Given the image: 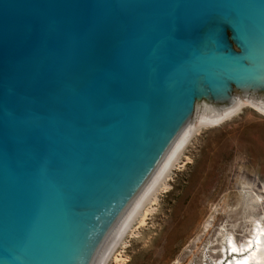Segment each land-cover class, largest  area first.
Wrapping results in <instances>:
<instances>
[{
	"label": "water",
	"instance_id": "95a60500",
	"mask_svg": "<svg viewBox=\"0 0 264 264\" xmlns=\"http://www.w3.org/2000/svg\"><path fill=\"white\" fill-rule=\"evenodd\" d=\"M242 100L264 109V0H0V264H106Z\"/></svg>",
	"mask_w": 264,
	"mask_h": 264
},
{
	"label": "rangeland",
	"instance_id": "374dc122",
	"mask_svg": "<svg viewBox=\"0 0 264 264\" xmlns=\"http://www.w3.org/2000/svg\"><path fill=\"white\" fill-rule=\"evenodd\" d=\"M164 186L146 223L136 221L117 249L124 264H216L223 234L245 243L254 221L264 223V110L249 103L203 126Z\"/></svg>",
	"mask_w": 264,
	"mask_h": 264
},
{
	"label": "bare ground",
	"instance_id": "6f19581e",
	"mask_svg": "<svg viewBox=\"0 0 264 264\" xmlns=\"http://www.w3.org/2000/svg\"><path fill=\"white\" fill-rule=\"evenodd\" d=\"M249 103L248 101L242 100L241 104L230 114L216 120L213 122H206L199 120V122L195 123L194 127L186 137L185 141L178 149L172 160L169 162L163 173L160 175L152 189L149 191L132 221L128 225L106 264L109 263L110 259L114 257L117 261V264H124L125 258L120 254H117L116 251L120 246H126L127 238L130 236L132 229H134V225L136 221L139 222L138 226L144 225L149 215L151 214L152 208L146 209L147 205L150 203H154L157 200L158 192L160 191L162 185L165 184L164 189L166 188L167 181L171 180L172 171L175 169L176 164L180 160L183 155V151L185 147L189 144L192 137L198 134L199 130L204 126H212L217 125L224 120L238 114L242 111L244 107H246ZM254 104V103H251ZM255 105V104H254ZM256 107L264 110L263 108L256 105ZM198 121V120H197ZM153 212V211H152ZM133 227V228H132ZM248 238V237H247ZM247 240V239H246ZM221 246V259L216 261V264L222 263L226 259V264H264V223L258 221L257 219L253 223V229L251 235H249L248 240L245 243H240L236 239V236L232 232H227L223 234L222 240L220 242ZM205 261V260H204ZM213 261V260H212ZM205 263V262H204ZM211 263V262H210ZM209 264V263H205Z\"/></svg>",
	"mask_w": 264,
	"mask_h": 264
}]
</instances>
